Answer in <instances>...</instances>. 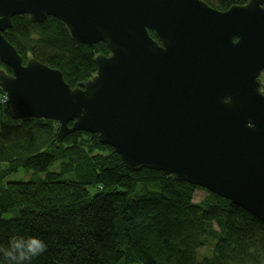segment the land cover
I'll return each mask as SVG.
<instances>
[{
  "label": "water",
  "instance_id": "95a60500",
  "mask_svg": "<svg viewBox=\"0 0 264 264\" xmlns=\"http://www.w3.org/2000/svg\"><path fill=\"white\" fill-rule=\"evenodd\" d=\"M22 15L59 20L78 45L106 44L96 75L72 88L62 71L25 64L4 36ZM0 62L12 70H0L12 120L57 122L58 144L97 135L128 170L163 172L264 223V0L226 11L203 0H0Z\"/></svg>",
  "mask_w": 264,
  "mask_h": 264
},
{
  "label": "trees",
  "instance_id": "16d2710c",
  "mask_svg": "<svg viewBox=\"0 0 264 264\" xmlns=\"http://www.w3.org/2000/svg\"><path fill=\"white\" fill-rule=\"evenodd\" d=\"M203 1L226 11L248 0ZM12 23L4 36L24 62L62 71L72 88L96 75V54L109 53L104 43H74L52 17ZM2 110L10 123L0 122V165H8L0 177V247L13 237L41 238L47 250L31 264H264V223L229 200L209 192L194 202L205 189L159 171L132 172L97 135L77 132L58 144L57 122L14 121L9 107ZM67 153L69 161L51 170ZM20 170L32 180L3 183ZM11 212L14 218L2 217ZM0 264H8L2 254Z\"/></svg>",
  "mask_w": 264,
  "mask_h": 264
},
{
  "label": "clouds",
  "instance_id": "9594fccd",
  "mask_svg": "<svg viewBox=\"0 0 264 264\" xmlns=\"http://www.w3.org/2000/svg\"><path fill=\"white\" fill-rule=\"evenodd\" d=\"M47 250L45 242L37 236H19L10 239L7 247H0V254L8 264H31L33 258Z\"/></svg>",
  "mask_w": 264,
  "mask_h": 264
},
{
  "label": "rangeland",
  "instance_id": "374dc122",
  "mask_svg": "<svg viewBox=\"0 0 264 264\" xmlns=\"http://www.w3.org/2000/svg\"><path fill=\"white\" fill-rule=\"evenodd\" d=\"M259 81L261 82V90L264 93V70L262 71V73H261V75L259 77ZM4 94L0 95V122H5L6 121V123H10V118H8L6 116V113L4 112L5 110H2L3 107H5V108L9 107V104L8 103L6 104L3 101V98L5 96ZM69 156L70 155H68V153L66 154L65 158L63 156H61L62 159H59V156H58L59 160H57V162L55 163V165L53 166V168L51 170H58L59 169V165L62 163V161H69V159H68ZM7 166H8L7 163H3V164L0 165V177H1L2 173L7 170V168H8ZM32 176H33L32 172H24L23 170H20L19 173L7 177V179L4 180L3 183L7 184L8 182H28V181L32 180ZM140 190L142 191V188H139V191ZM210 196L211 195H210L209 191L198 189L195 192L194 202L201 203L203 201L208 200L210 198ZM136 197H137L136 194H133L131 196V198H133V199H136ZM15 213L16 212H11V213H8V214H4L2 217L4 219H12V218H14ZM206 250H208V249H204L203 248L200 251L202 253H204V252H206Z\"/></svg>",
  "mask_w": 264,
  "mask_h": 264
},
{
  "label": "built area",
  "instance_id": "2783aa9c",
  "mask_svg": "<svg viewBox=\"0 0 264 264\" xmlns=\"http://www.w3.org/2000/svg\"><path fill=\"white\" fill-rule=\"evenodd\" d=\"M5 96H4V98H3V101L7 104H9V98H8V96L6 95V94H4Z\"/></svg>",
  "mask_w": 264,
  "mask_h": 264
},
{
  "label": "flooded vegetation",
  "instance_id": "af4514ba",
  "mask_svg": "<svg viewBox=\"0 0 264 264\" xmlns=\"http://www.w3.org/2000/svg\"><path fill=\"white\" fill-rule=\"evenodd\" d=\"M25 64H26V62H25ZM4 65V64H3ZM6 66V65H5ZM7 67V66H6ZM9 68V67H8ZM0 70H4L5 72H7L4 68H2V67H0ZM8 73V72H7ZM9 74V73H8ZM10 74H12V70H11V73ZM7 95V94H6ZM8 96V95H7ZM9 98V97H8Z\"/></svg>",
  "mask_w": 264,
  "mask_h": 264
},
{
  "label": "bare ground",
  "instance_id": "6f19581e",
  "mask_svg": "<svg viewBox=\"0 0 264 264\" xmlns=\"http://www.w3.org/2000/svg\"><path fill=\"white\" fill-rule=\"evenodd\" d=\"M25 63V62H24Z\"/></svg>",
  "mask_w": 264,
  "mask_h": 264
}]
</instances>
